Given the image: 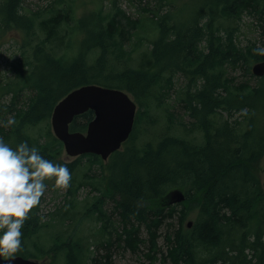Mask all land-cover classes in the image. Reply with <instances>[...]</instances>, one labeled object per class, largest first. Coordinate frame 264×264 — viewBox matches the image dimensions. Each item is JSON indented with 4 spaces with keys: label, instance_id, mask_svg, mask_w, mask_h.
I'll return each instance as SVG.
<instances>
[{
    "label": "trees",
    "instance_id": "1",
    "mask_svg": "<svg viewBox=\"0 0 264 264\" xmlns=\"http://www.w3.org/2000/svg\"><path fill=\"white\" fill-rule=\"evenodd\" d=\"M144 1L149 0L140 3ZM113 4L116 8L112 13L95 9L77 19L69 6L56 7L43 16L41 11L25 10L24 0L0 2V28L22 33L21 59L14 64L15 76L9 81L15 90L9 102L0 103V137L13 149L27 142L45 159L66 165L75 173L84 159L94 163L101 161L100 156L86 153L76 160H65L61 140L54 137L42 143L29 129L50 119L58 101L81 85L97 83L124 89L138 105L134 129L123 149L111 155L108 187L112 192L105 197L103 189L102 197L89 207L104 230L112 228L110 232L117 233L112 234L118 243L115 245L135 251L148 241L147 254L154 264L159 231L177 212L175 205L165 203V195L173 187H182L190 207L196 200L199 203V213L187 231L181 225L188 209H180L178 228L169 223L164 256L171 264H264V76H256L250 65L251 60L254 64L264 60L254 52L258 45L264 47V0H197L199 5L192 7L187 18L157 14L154 24L158 35L151 51L142 53L137 67L124 65L133 54L126 43L142 19ZM143 4L142 10L155 13ZM246 13L255 15L259 37L237 46L232 35L228 32L225 38L216 25L225 19H242ZM150 21L153 23V18ZM74 32L81 33L78 49L72 45ZM70 49L77 52L71 56ZM122 61L124 66L119 67ZM234 70H242L248 78L238 80ZM177 74L185 78L178 105L189 119L176 118L167 105V130H196L202 140L170 133L157 144L138 145L141 121L150 118L153 102L163 104ZM94 114L90 109L77 115L70 130L86 131ZM9 119L15 122L6 126ZM82 177L76 185L77 179L71 177L68 195L76 194L86 178L104 182L100 173L87 171ZM91 184L99 189L95 182ZM44 196L21 229L22 250L16 255L43 260L53 254L55 262L51 264L62 256L61 264H83L84 244L73 234L58 236L47 251L42 242H31L45 226L40 208ZM108 199L114 201L112 211L106 208ZM143 225L149 234L147 240L140 235ZM108 240L102 241L106 251L100 258L94 257L92 264L101 263L102 258L103 264H113L114 242Z\"/></svg>",
    "mask_w": 264,
    "mask_h": 264
},
{
    "label": "rangeland",
    "instance_id": "2",
    "mask_svg": "<svg viewBox=\"0 0 264 264\" xmlns=\"http://www.w3.org/2000/svg\"><path fill=\"white\" fill-rule=\"evenodd\" d=\"M1 1L2 0H0V2ZM113 3L121 6L133 17H139L142 19V24L138 27V29L134 32L132 31V40H129L126 43V47L128 49H131V51L133 50L132 59L128 61L127 64H124L123 61L118 64L119 67H123L124 65L126 66L128 64L137 67L140 64L142 53L151 51L152 41L158 35L154 24L156 23V19L158 18L156 15L158 14L159 16H163L169 13L172 18L173 15L174 17L181 19L187 18L191 15L192 7L197 4V0L144 1L143 3H146V5L153 9L156 14H153L152 11L142 10L141 5L143 3L141 4L140 0H24L25 10H30L32 12L34 11V13L41 11V15L43 16L49 15L51 11L56 7H72L77 19L83 16L85 12L95 9H102L104 10L105 14L112 13L116 8ZM41 18L42 17H40L39 20ZM151 18H153V23L150 21ZM216 26L220 27L221 33L225 38H228V34L230 33L233 38V43L237 46H246L254 41H257L259 37L256 17L255 15L250 13L244 14L242 19L234 17L230 20H222L221 23H218ZM33 30L42 33L41 30ZM74 34L75 35H72V45L78 49L81 41V33L74 32ZM21 36L22 33H19L16 29L0 28L1 104L9 102L12 98V92L15 90V87L13 88V86L9 85V81H11L15 76L16 69L14 67V64L19 63L21 59ZM205 44L206 42H203L202 45L204 46ZM35 45L36 40L33 42V47ZM76 52L77 51L73 49L69 50V54L71 56ZM254 62L255 61L253 60L250 61L251 68ZM232 74L236 75L238 77V80H245L248 78L242 70H234ZM184 79L185 78L181 74H177L173 78V84L175 85L163 99V104L159 105L158 103L153 102L152 107H150V118L141 121V125L138 128L136 136V142L138 145L143 146L148 142L157 144L165 135H168L170 133H175L178 136L185 137L188 140H202V134H197L196 130L189 132H185L178 128H175L172 132L167 130L169 121V116L167 114V111L165 110L167 105L169 106L170 111H175L174 113L176 118L182 117L184 120L189 119L184 111L182 109L180 110L178 105V98H181L183 94L182 86ZM251 83L255 84V80L252 79ZM224 116L225 118H227L226 113H224ZM29 133L37 139H40L42 143L50 141L51 139L56 137L53 131L51 118L31 127L29 129ZM123 147L124 144L121 149H123ZM62 158L65 160L73 161L78 159L79 156L74 157L69 155L63 143ZM100 158L101 161H97L94 163H90L88 159H84V164L82 163L78 167V170L75 173L73 172L71 174V177L77 179V181L74 183V185H76L79 182L78 179H84L82 176H85L87 171H89L95 172V174L100 173V176L103 178L104 182L96 179L89 180V178H86L84 185L81 186L78 192L76 194L72 193L74 195L67 194L68 188L66 190L55 188V177L46 179L44 181L47 187L44 193V201L40 208L45 226L40 232V236L34 237L31 242H42L45 246V250L47 251V249L54 244V239H56L58 236L67 237L68 235L73 234L80 238L84 244L85 256L82 257L83 264H92L91 260L94 257L98 256L100 258L101 255L104 254L106 249L102 246V241H105V239L113 241L112 234L115 233L117 235V233L110 232L112 228H105L104 230L102 222L98 218H96V212L89 210V207L99 199V197L101 196V191L103 189H105V197H107V195L112 192L108 187L111 156L107 160H104L101 156ZM261 166L263 169V160L261 161ZM262 177H264V172L262 173ZM94 182L96 183V185H99V189H95L91 184ZM176 188L185 191L182 187H173L169 189V191ZM186 201V199L182 201L184 203L183 205L181 204L182 202L171 204V206H176L177 212L175 217L166 222L167 224L165 223L159 231L161 235L159 236L157 242V249L159 250L158 259L154 264H171L170 259L167 257V255L164 256V254L167 253L168 249L166 233L170 230L168 229V227L170 226L169 223H172L173 228L179 227L178 219L180 217L179 212L181 208H184L186 210L188 209V215L186 214L187 216L183 222V225H181L183 230L187 231L188 229H190V227L193 226L194 221L196 220L199 213V203L196 200L194 202V206L190 207V203ZM158 203L160 204V202ZM106 208L109 211L113 210L114 201L112 199L107 200ZM87 210L89 211V214L87 213ZM117 217L118 216L115 215L114 218L117 220ZM252 219L254 220V218ZM190 221L192 222L191 225H189ZM253 225L254 221L251 224V229ZM140 235L145 240H147L149 237L147 228L144 225L141 226ZM115 244L118 243H113V264L151 263L147 254L150 251V242H143L135 251H132L128 247L118 246ZM31 248L34 249L33 246ZM43 260H46L48 264H51V262L54 261V255L48 254L44 257ZM63 261L64 256L56 260V264H61ZM103 261L104 259L102 258V262L100 260L101 263L99 264H103Z\"/></svg>",
    "mask_w": 264,
    "mask_h": 264
},
{
    "label": "water",
    "instance_id": "3",
    "mask_svg": "<svg viewBox=\"0 0 264 264\" xmlns=\"http://www.w3.org/2000/svg\"><path fill=\"white\" fill-rule=\"evenodd\" d=\"M252 71L256 76H264V60L256 62L252 66ZM90 109L95 115L89 122L87 130L71 131L70 124L74 118ZM137 109V103L126 90L87 83L74 88L58 101L51 122L56 137L64 143L69 155L75 157L94 153L107 160L114 152L120 150L131 136ZM262 184L264 187V177ZM185 199V192L179 188L172 189L165 195L167 205ZM0 264H48V262L16 255V258L10 261L0 257Z\"/></svg>",
    "mask_w": 264,
    "mask_h": 264
},
{
    "label": "clouds",
    "instance_id": "4",
    "mask_svg": "<svg viewBox=\"0 0 264 264\" xmlns=\"http://www.w3.org/2000/svg\"><path fill=\"white\" fill-rule=\"evenodd\" d=\"M254 52L264 56V47L258 45ZM14 122L9 119L6 126ZM52 177L55 188L70 187L71 172L66 165L45 159L27 142L13 149L0 137V257L5 261L14 260L22 250L21 229L46 191L44 181Z\"/></svg>",
    "mask_w": 264,
    "mask_h": 264
},
{
    "label": "bare ground",
    "instance_id": "5",
    "mask_svg": "<svg viewBox=\"0 0 264 264\" xmlns=\"http://www.w3.org/2000/svg\"><path fill=\"white\" fill-rule=\"evenodd\" d=\"M118 10H119V9H118ZM120 43H121V42H120ZM190 223H192V222L190 221ZM190 223H189V224H190Z\"/></svg>",
    "mask_w": 264,
    "mask_h": 264
}]
</instances>
